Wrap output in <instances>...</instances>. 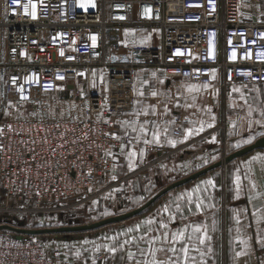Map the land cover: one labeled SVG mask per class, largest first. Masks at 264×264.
<instances>
[{"label": "built area", "instance_id": "obj_1", "mask_svg": "<svg viewBox=\"0 0 264 264\" xmlns=\"http://www.w3.org/2000/svg\"><path fill=\"white\" fill-rule=\"evenodd\" d=\"M27 2L0 0V190L28 210L58 213L108 189L130 142L113 138L112 111L129 101L137 69L223 91L235 83L264 87L257 55L264 23L241 21L239 0H92L87 8L81 0H32L35 19L25 14ZM125 28H156L155 41L124 43ZM176 149L147 145L145 152L160 155L156 162ZM0 264L56 263L37 236L0 233Z\"/></svg>", "mask_w": 264, "mask_h": 264}, {"label": "crops", "instance_id": "obj_2", "mask_svg": "<svg viewBox=\"0 0 264 264\" xmlns=\"http://www.w3.org/2000/svg\"><path fill=\"white\" fill-rule=\"evenodd\" d=\"M238 6L241 21L264 23V0H239ZM147 36V32L145 31H134L133 29L125 28L123 29L122 41L127 44H151L154 39L152 40V37L147 38ZM92 75L97 77L95 70L92 72ZM100 76L102 75L100 74ZM157 76L163 78V73L160 70L158 71V69H137L136 84L126 92L130 96L129 101L123 109L115 112L112 111L115 134L118 137L128 136L131 140V145L124 148L116 158V165L119 163L120 172H123L129 167L128 153L135 151L137 153L136 156L140 157L143 151V145L145 144L143 142L144 139L151 141L152 133L156 130L152 124L147 123L146 117L142 116L141 107L143 103L140 100L145 98V93H147L145 91L146 88L151 86L154 78ZM94 84H97V87L100 86L99 89H101L102 93L106 91V84L103 77L97 79V81L94 80ZM238 85L243 84L235 83L228 85L224 91L215 85H200L201 87L188 94L189 97H193H191V101L193 102L191 104L192 107L186 108L179 106L173 112L179 116L183 114L191 115V118L196 116V118L209 117L211 119L210 122L205 121L185 127L188 130H195L203 124L204 128L203 131L199 132V136H187L186 138L184 129L182 136L175 137L171 133V130L174 129L167 127V132L165 130L162 131L160 144H150L170 148L173 146L168 141L175 140V146H183L185 150L194 144L196 147L199 146L196 149L198 153L212 152V147L217 143L215 133L220 129V126L227 135L229 145L233 146L236 143L237 145H241L240 148H242L253 143L256 138L250 143H244L248 140V136L242 137L234 135L247 133L249 124L243 120L249 119L248 117H250L248 113L251 109V102H254V104L257 102L259 104L260 98L251 100L241 89L242 87ZM246 86L261 87L264 90V87L261 85ZM234 89H238L239 91H234ZM244 95L245 101L241 98ZM220 101H224V110ZM218 105L221 107H218ZM136 113L140 114L136 115ZM213 117L215 118L214 120ZM123 121L135 122L137 129H139L140 125H144L148 136L141 135L139 130L133 132L131 127H122L120 122ZM209 123L213 126L208 127L207 125ZM137 136L141 138L138 140L136 139ZM257 155H264V148L252 150L241 157L233 159L232 162H228L231 165L226 169V182L223 184L213 181L214 187H212L205 185V181L189 182V184L187 183V187L183 185L184 187H178L179 189L173 188L167 190L169 197L161 199V222L153 223L150 225L151 227H147V231L145 232L146 244L141 245V247L138 245L139 231L134 230L131 233H127L126 226H130L131 228V224L129 223V225H119V227L99 228L93 231H87L82 233V235H77V237L72 235L65 236L62 239L64 244L61 242L59 247L54 242L58 238L53 237L54 235L45 234L42 235L43 239L41 238L44 242V251L48 257L56 261L58 256V264H93V260H95V264H136V262H141L142 264L143 261L151 259L149 255L150 248H168L172 246L170 237L173 232L188 226L207 225L208 235L211 237L208 246L213 251L204 257L206 264H264V244L260 243L261 240H264V221H261L259 224L257 223V217L264 216V169L261 168L259 162H253L251 165L252 171L250 173L248 171V162L252 161V158ZM217 168L212 170H216ZM237 176L241 178L239 197L236 195ZM245 176H248L256 184L255 191L252 190L249 180L245 179ZM197 186H200L201 192L193 193V202L189 204L186 194L193 192V189ZM174 195L176 197H173ZM182 196L184 197L183 199H178ZM209 196L211 199H208ZM197 197L202 199L205 205L200 211H196L195 209ZM250 197H252L251 200ZM208 205H211V207ZM177 206H179V211H177ZM165 208L168 209L167 212L164 211ZM254 213L256 214L255 216L253 215ZM237 216L240 219L239 225L236 223ZM152 217L154 218L155 216ZM170 217L174 219H170ZM213 222H215L214 228ZM161 223L167 224L168 227L166 229L161 228ZM238 227L241 229V238L249 241V247L245 255L237 258L235 257V252L243 250V246L236 242V229ZM188 231L189 233L191 232L190 227ZM165 233H168L169 241L162 244L161 240ZM114 236L117 238L116 241L110 239ZM153 240H155V243H152ZM84 241H89L90 243L85 244ZM124 241H128V244L124 245ZM91 242H95V245L116 246L117 252L113 255L102 248L99 253H96L94 252L95 245ZM120 245H124L123 249L120 248ZM175 247L179 249L181 245L178 243ZM201 248L203 249L204 246H201ZM141 250H143V255L141 254ZM77 251L80 252L79 257L76 256ZM128 251L135 253L134 260L128 259ZM99 255H103L104 257L102 263L100 262ZM176 255L182 254L177 252ZM190 255L195 256L197 261H199L200 257L198 253L193 251L190 252ZM157 257L162 261L174 259L173 254L167 252H158Z\"/></svg>", "mask_w": 264, "mask_h": 264}, {"label": "rangeland", "instance_id": "obj_3", "mask_svg": "<svg viewBox=\"0 0 264 264\" xmlns=\"http://www.w3.org/2000/svg\"><path fill=\"white\" fill-rule=\"evenodd\" d=\"M142 31L147 32V38L152 37V40L153 37H155V35L157 34L156 28L145 29ZM95 71L97 77H94V80L97 81V79H100L103 76H100V74L102 75L100 70ZM95 86L98 85L95 84ZM238 86L242 87L241 89L244 91V93H246V96H249L251 98V100H257V98L259 97L260 102L259 104H257V102H255L254 104V102L252 103L250 101L252 115L248 117L249 119L243 120L245 123L249 124L247 133L235 134L234 136H248L249 138L251 137L252 140H254L255 138L257 139L261 136L263 137L264 116H261V112H264V90L261 87H247L246 85ZM189 87H193L195 90L201 86L185 80L173 79L167 81L164 78L157 76L156 78H154L151 86L146 88L145 91H147V93H145V98L140 101H142L143 103L141 112L143 113L144 110H147V115L142 114V116L146 117L147 123L152 124V126H154L156 130H159L160 136L162 135V131L167 127H172V129L174 130L178 129L179 134L174 135V130H171L170 128L172 135L175 137H179L183 135L184 129L185 133H187L188 129L185 127L203 123L205 121H211L209 117L196 118V116L191 118V115L183 114L182 116H179L173 113L179 106L186 108L192 107L191 104H193V102L191 101V99L193 97L188 96V94L190 93L188 90ZM153 93H155V95H153ZM243 100L245 101V95L243 96ZM220 103L223 107L224 101H220ZM221 106L218 105V107ZM224 109L225 107H223V110ZM257 121H259L260 123H257ZM219 128L220 129L217 130V133H215L217 143L212 147V152L208 151L205 153H198L196 149H198L199 146L196 147L194 144L188 147L187 150H185L183 146H181L182 148L176 149L180 146L167 148L162 145L160 146L156 144H144L142 151L143 156L140 155V157L136 156L134 158V166L131 169L127 167L126 170L120 172L119 163H117L116 165L115 160L113 170L108 175L106 184H104L107 186L109 185L108 189L98 193L97 196L93 197L87 202L80 203L68 210L60 211L58 213H40L36 210H28V208L32 207L20 204L15 199H7L4 192L0 190V225L6 224L16 228H24L28 230L54 229L59 227H77L81 225H90L106 218L114 217L139 209L143 207V205H145L150 199L161 193L173 183L187 178L190 175L201 171L202 169H205L206 167L218 161H222L225 157L240 148L241 145L237 147L236 143L233 146L229 145L226 133L221 126ZM196 135L199 136V133L197 134L194 131L191 136ZM130 145L131 144L129 142L127 145L123 146L121 151ZM147 145L159 146L167 150H176L173 152V154L166 156L164 159L154 162L160 155H156L155 153H148V155L145 152V148ZM229 163L222 164L216 170L207 171L202 175L174 188L179 189L178 187L181 186L187 187V183L189 184V182L193 183L208 180L220 182L221 184H223L224 182H226V169L229 165H231ZM113 177H115V179H113ZM102 185L103 183H101V186ZM164 197H169L168 191L160 195L152 204H150L139 214L132 216L131 218H128L124 221L107 224L99 228L107 229L110 227H119V225H129L130 223L131 228L136 229V226L139 225L140 227L138 230V245L139 247H141V245L146 244L145 232L147 231V227H151L149 225H146L144 221L151 219L154 221V223L161 222V199ZM173 197H176V195H174ZM152 216L155 217L153 218ZM126 228L129 229L130 226H126ZM85 232L87 231L47 234L54 235L53 237L58 238V240L54 242L59 247L61 245L60 243L63 242L62 239H64L65 236L72 235L77 237V235H82V233ZM0 233H13L20 236L24 235L17 234L7 229L0 230ZM42 235L45 234L33 236H37L41 240L44 248ZM141 237H143V239H141ZM99 257L100 262L102 263L104 257L103 255H99ZM49 259L58 264V256L56 258L57 261L50 257Z\"/></svg>", "mask_w": 264, "mask_h": 264}, {"label": "snow or ice", "instance_id": "obj_4", "mask_svg": "<svg viewBox=\"0 0 264 264\" xmlns=\"http://www.w3.org/2000/svg\"><path fill=\"white\" fill-rule=\"evenodd\" d=\"M14 2H16L17 4L19 3V0H14ZM31 5V13H29V6ZM81 8H87L89 6L94 7L95 5L92 3V0H81V3L79 5ZM24 7V11L25 14H30L32 16L33 19L36 18V5L32 3V0H28V2L26 4L23 5ZM146 11H150V10H146ZM120 19H123V17H120ZM262 36H264V34H262ZM93 40H95V38L93 37ZM63 54V53H61ZM180 53L177 52V55H179ZM261 59H264V52L258 53L257 54ZM235 56V53H233V57ZM250 75V73H249ZM59 79H63V77H58ZM213 78H215V75L213 73ZM26 82L27 83H31L32 79L31 77L26 78ZM13 83H15V79L13 80ZM46 87H51V85H46ZM189 92L193 91L194 88L193 87H189ZM22 95H21V99H28L27 96L23 95V88L20 89ZM234 91H239L238 89H234ZM142 94V93H141ZM153 95H155V93H153ZM243 98V96L241 97ZM209 111H211V109H209ZM140 113H136V115H139ZM144 115H147V110H144L143 112ZM249 116L252 115V110H249ZM261 116H264V112H261ZM215 118L213 117V120ZM122 127L124 128H128L131 127L133 132H136L137 130H139V132L141 133V135L146 136L147 132L146 129L144 127V125H140L139 129H137V126L135 124V122H128V121H123L120 122ZM257 123H260L259 121H257ZM208 127H212L213 125L211 123H209L207 125ZM204 125L201 124L200 128L195 129V130H188L186 133V138L187 136H191L193 134V132L195 131L197 134L200 131H203ZM2 131V130H0ZM165 132H167V129H165ZM114 139H119V137L113 136ZM140 136H137L136 139H140ZM252 140V138L250 137L249 140L245 141L244 143H250ZM145 144H150V143H156V144H160V132L159 130L153 131L152 133V140L149 141L148 139H144L143 141ZM173 147H175L176 145V141L175 140H169L168 141ZM239 146V145H237ZM123 148V146H122ZM137 153L135 151H131L128 153V159H129V168L131 169L134 166V158L136 157ZM141 155H143V153H141ZM253 162H259L260 166L262 169H264V155H257L255 157L252 158V161H249V167H248V171L249 173L252 171L251 165ZM113 179H115V177H113ZM245 179L249 180V183L251 185V188L253 191L256 190V184L248 177L245 176ZM205 185L207 186H212L214 187V183L212 180H208L204 182ZM240 188H241V178L240 176L236 177V195L237 197H239L240 195ZM206 190V189H205ZM201 192V188L200 186H197L195 189H193V192L187 193V197L188 200L187 202L189 204H191L192 201V196L193 193H199ZM259 195V194H258ZM184 197H179L178 199H183ZM208 199H211V197L209 196ZM252 199V197H250V200ZM204 201L202 199H200L199 197H197V201L195 203V209L196 211H200V209L202 207H204ZM209 207H211V205H208ZM165 212L168 211L167 208L164 209ZM177 211H179V206H177ZM254 216L256 215L255 213L253 214ZM170 219H174L173 217H170ZM261 221H264V216L261 217H257V223L259 224ZM144 223L146 225H152L154 223L153 220L149 219L144 221ZM236 223L239 225L240 224V219L239 216H237L236 218ZM139 225L136 226V229L133 228H129L127 229V233H131L134 230H139ZM161 228H167L168 225L167 224H163L161 223L160 225ZM191 228V232L189 233L188 228ZM215 227V222H213V228ZM237 231V237H236V242L239 245L243 246V250L241 251H236L235 252V257H241L243 255L246 254L247 249L249 247V241L247 239H243L241 238V229L238 227L236 229ZM126 234V233H125ZM113 241H116V237H111L110 238ZM141 239H143V237H141ZM171 244L172 246L168 247V248H164V247H160V248H150L149 249V255L151 256L150 260H145L142 262V264H206V261L204 259L205 256L209 255L212 253L213 249L208 246V242H210L211 237L208 235V226L207 225H194V226H188L185 227L183 229H180L176 232H173L171 234ZM169 241V235L168 233H165L163 235V238L161 240V243H167ZM85 244L90 243L89 241H84ZM95 245V242H91ZM152 243H155V240L152 241ZM180 244L181 247L179 249H177L175 247L176 244ZM261 244H264V240L260 241ZM128 244V241H124V245ZM124 245H120V248L123 249ZM201 246H204V248L202 249ZM67 247V245H66ZM104 249L105 251H107L110 254L115 255L117 252V247L116 246H108V245H95L94 247V252L99 253L101 251V249ZM196 252L199 254V261H197V258L195 256H191L190 252ZM158 252H167V253H172L174 256V259H169L167 261H162L159 260L157 257V253ZM179 252L182 255H176V253ZM141 254L143 255V250H141ZM76 256L79 257L80 256V252L77 251L76 252ZM127 256L129 260H134L135 258V253L132 251H128L127 252ZM93 264H95V260H93ZM136 264H141V262H136Z\"/></svg>", "mask_w": 264, "mask_h": 264}, {"label": "water", "instance_id": "obj_5", "mask_svg": "<svg viewBox=\"0 0 264 264\" xmlns=\"http://www.w3.org/2000/svg\"><path fill=\"white\" fill-rule=\"evenodd\" d=\"M259 148H264V136L256 139L253 143L238 149L237 151H235L232 154L225 157L222 161H218V162L206 167L205 169H202L201 171H198V172L190 175L187 178H184L182 180H179V181L173 183L171 186H169L168 188L163 190L161 193L157 194L152 199H150L145 205H143V207L136 209V210H133V211H130L128 213H123V214H120V215H117L114 217L106 218L104 220L95 222V223L90 224V225H81V226H77V227H59V228H54V229L28 230V229H24V228H16V227L5 224V225H0V230L7 229V230L13 231L17 234H24V235H41V234H47V233H69V232L90 231V230L99 228L101 226L107 225V224L124 221L128 218H131L132 216L139 214L141 211H143L150 204H152L160 195H162L167 190L172 189L176 186H179V185H181V184H183L189 180H192V179L202 175L203 173H205L207 171H210L214 168L220 167L222 164H226L235 158L241 157V156L247 154L248 152L255 150V149H259Z\"/></svg>", "mask_w": 264, "mask_h": 264}]
</instances>
